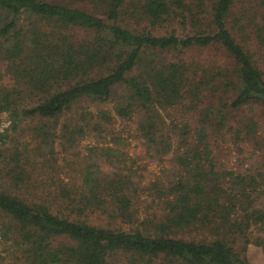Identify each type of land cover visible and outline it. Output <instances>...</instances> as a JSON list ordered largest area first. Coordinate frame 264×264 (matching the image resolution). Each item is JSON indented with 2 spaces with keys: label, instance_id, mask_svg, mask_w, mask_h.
Returning a JSON list of instances; mask_svg holds the SVG:
<instances>
[{
  "label": "trees",
  "instance_id": "trees-1",
  "mask_svg": "<svg viewBox=\"0 0 264 264\" xmlns=\"http://www.w3.org/2000/svg\"><path fill=\"white\" fill-rule=\"evenodd\" d=\"M0 238L14 264H252L264 0H0Z\"/></svg>",
  "mask_w": 264,
  "mask_h": 264
},
{
  "label": "rangeland",
  "instance_id": "rangeland-1",
  "mask_svg": "<svg viewBox=\"0 0 264 264\" xmlns=\"http://www.w3.org/2000/svg\"><path fill=\"white\" fill-rule=\"evenodd\" d=\"M169 29V28H168ZM165 30V29H163ZM6 83H12V81L9 79V76L6 77L5 79ZM107 107H110V105H107ZM2 126H8L9 122L7 120V116L4 115L2 117ZM27 139V138H25ZM131 145H128L127 148L131 152V154L138 153L140 154L139 157V166L141 168L139 169L140 172L144 173L146 176H151L152 173H159L164 165H167V161H162V160H157V158H150L146 155V147L141 145V142L137 140L136 138L132 139L131 138ZM94 143V139L89 137L84 140H82L79 144L78 150H87V147L92 145ZM57 148H60V145H57ZM147 166L149 169L148 172L143 171L142 167ZM2 241L4 242L3 239L0 238V257L1 255L4 256L3 252V247L4 245L2 244ZM248 257L249 260L251 261L252 264H264V252L261 248L251 245L248 251ZM0 264H14L9 257H7L5 260L0 259Z\"/></svg>",
  "mask_w": 264,
  "mask_h": 264
}]
</instances>
